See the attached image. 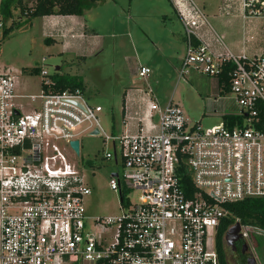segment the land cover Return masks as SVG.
Segmentation results:
<instances>
[{"label":"built area","instance_id":"1","mask_svg":"<svg viewBox=\"0 0 264 264\" xmlns=\"http://www.w3.org/2000/svg\"><path fill=\"white\" fill-rule=\"evenodd\" d=\"M174 2L185 31L178 78L189 68L217 76L231 62L229 91L241 122L202 127L171 99L161 107L147 86L137 110L125 106L123 132L106 134L102 106L79 89L19 93L16 75L0 71V264H220L221 204L264 197V0H239L243 18L262 22L261 49L252 55L197 34L206 22L201 10L193 0ZM4 26L0 15V38ZM149 73L137 67L139 77ZM40 76L48 87L45 67ZM94 129L109 142L103 157L118 167L108 185L119 214L86 211L91 189L70 141ZM239 224L249 256L264 264L256 249L264 229Z\"/></svg>","mask_w":264,"mask_h":264},{"label":"rangeland","instance_id":"2","mask_svg":"<svg viewBox=\"0 0 264 264\" xmlns=\"http://www.w3.org/2000/svg\"><path fill=\"white\" fill-rule=\"evenodd\" d=\"M22 1L31 4L30 0ZM209 3L213 4L210 10L202 4L200 7L205 24L219 31L217 28L222 24L216 23L213 17L218 14L219 1ZM175 13L168 0H98L79 15L85 33L94 31L95 36L82 41L81 49L63 50L60 43L45 41L51 37L44 35L43 18L28 20L14 9L13 17L5 22V26L13 22L14 27L0 38V71L10 69L16 74L19 93L35 92L39 88L40 72L30 73L32 66L45 67L49 74L56 70L55 66L69 74H80L86 101L102 106L100 122L106 134L111 133L113 124L117 132L122 130L124 90L136 87L142 90L146 84L162 104L169 99L180 104L190 122L199 121L205 128L219 125L222 114L237 113L239 108L232 93L219 85L216 76L189 68L178 78L177 68L185 52V31ZM249 20L257 24L258 31L260 18ZM240 24L234 36L240 37L241 31L248 29V25L242 29ZM90 44L93 50H89ZM138 64L151 65L146 83L134 72ZM77 139L79 154H71V158L79 164L91 189L85 197L87 213L91 216L119 214L118 194L108 185L110 174L118 167L112 159L103 157L109 142L102 134L87 132ZM129 196L135 199L137 192L132 190ZM258 241L256 249L264 261V239Z\"/></svg>","mask_w":264,"mask_h":264},{"label":"trees","instance_id":"3","mask_svg":"<svg viewBox=\"0 0 264 264\" xmlns=\"http://www.w3.org/2000/svg\"><path fill=\"white\" fill-rule=\"evenodd\" d=\"M31 4L28 5L22 0H0V15L6 22L8 19L13 17V10L18 9L22 14L26 15L28 20L33 17H41L43 15L51 14H74L81 15L85 8L91 6L98 0H30ZM13 23V22H12ZM4 26L2 30V36H5L14 27V24ZM193 41L196 43L197 40L193 37ZM224 68L220 74H218L217 80L219 85H222L227 91H229V75L228 72L233 66L231 62L223 64ZM54 70L50 74L51 84L46 87L41 84L45 90L52 92H62L65 90L73 91L79 89L84 93V84L80 75L69 74L66 72ZM30 73L40 72L38 66H32L29 69ZM241 117L234 115L233 113H225L222 115V121L226 124L232 125L234 123H240ZM91 164L90 161H87ZM183 181L190 184L191 179L189 176H183ZM190 191H193L190 189ZM226 210L227 214L223 216L216 226L214 243L217 252L218 260L220 264H228L227 261V244L224 240V232L227 228L234 223L236 219L240 223H249L256 225L264 229V197L256 198H244L241 200L223 202L221 204Z\"/></svg>","mask_w":264,"mask_h":264},{"label":"crops","instance_id":"4","mask_svg":"<svg viewBox=\"0 0 264 264\" xmlns=\"http://www.w3.org/2000/svg\"><path fill=\"white\" fill-rule=\"evenodd\" d=\"M174 10V13H177L175 2L174 0H168ZM184 0H179V2ZM196 5H198V8L201 10V4L206 8L207 10H210L213 6L212 3H209L211 0H193ZM219 3L217 5L218 8V14H214L213 17L216 20V23L222 24L217 29L219 31L213 30L212 27H207L206 24H201L198 28H196V32L199 35H202L204 38H209L211 40V34L218 35L222 38L225 46L230 49L234 53H239L241 51H244L245 53L252 55L255 53L260 52L261 49V26L262 22L261 19L258 22V31H257V24H253L252 20H249V18H243L241 15V11L239 8V0H218ZM84 11V10H83ZM202 12V11H201ZM175 16L177 19H179L178 15ZM43 18V29L45 32V37L50 36V39L54 42L60 43L63 50H68L71 47L76 48H82L81 45L83 44L82 41H85L86 38H91L95 36L94 31H92L91 34L85 33V25H83V20L80 19L79 15L74 14H67V15H61V14H51V15H43L41 16ZM248 19V20H247ZM181 22V20L179 19ZM207 22V21H206ZM241 23V27L245 28L246 25H248V29L243 32L241 31L240 37L234 36L233 34H236L237 32V26ZM182 24V22H181ZM183 26V24H182ZM204 28L203 31H201V28ZM184 28V27H183ZM93 30V29H92ZM53 33V34H51ZM72 36H70V34ZM55 35V36H54ZM185 39V38H184ZM225 39V40H224ZM81 40V41H80ZM211 42H213L211 40ZM214 44V42H213ZM215 45V44H214ZM89 50H93V45L91 47V44L89 45ZM139 65H146L151 66L149 64H138ZM60 66H55L56 70H59ZM10 70V69H6ZM5 71V70H2ZM62 71V70H60ZM63 72V71H62ZM134 72L137 75V69L134 70ZM16 75V74H15ZM80 75V74H77ZM150 75V73H149ZM81 76V75H80ZM137 77H139L137 75ZM82 78V77H81ZM148 78V77H147ZM146 79H143L146 83ZM40 81L39 79V88L35 92H25V93H36L40 90ZM83 81V79H82ZM84 84V83H83ZM16 89L19 88V83L16 84ZM146 86L141 90L140 88L136 87L133 89H125L123 92V98H122V116H121V126L123 132L124 130V124L122 123V120L124 118V108L127 107L130 112L133 113L134 110H137L140 102L141 96H144L143 92L146 91L148 88ZM150 87V86H149ZM151 88V87H150ZM86 88L84 85V92ZM152 90V88H151ZM152 95L156 100L158 101V104L163 107L165 104H162L161 99H159L152 90ZM168 101V100H167ZM230 113V112H229ZM234 113V112H233ZM225 114V113H224ZM223 115V114H222ZM130 129H133L132 126H130ZM111 133H121L116 131L115 124L111 127ZM91 134V133H90ZM259 243V241H258Z\"/></svg>","mask_w":264,"mask_h":264},{"label":"water","instance_id":"5","mask_svg":"<svg viewBox=\"0 0 264 264\" xmlns=\"http://www.w3.org/2000/svg\"><path fill=\"white\" fill-rule=\"evenodd\" d=\"M91 134H98V130L94 129ZM70 145L75 150V152L79 153V142L77 139L70 141ZM115 174V173H114ZM240 224L239 221H234L232 225H230L227 230L224 232V240L227 245H229L232 249H235L234 242L241 238L239 233ZM247 249L246 243L243 242L241 245V251H245ZM244 264H255L253 257L248 256L245 260Z\"/></svg>","mask_w":264,"mask_h":264},{"label":"flooded vegetation","instance_id":"6","mask_svg":"<svg viewBox=\"0 0 264 264\" xmlns=\"http://www.w3.org/2000/svg\"><path fill=\"white\" fill-rule=\"evenodd\" d=\"M243 241L241 238L237 239L234 242L235 249H232L229 245H227V261L228 264H244L246 258L249 256V252L246 249L245 251H241V245Z\"/></svg>","mask_w":264,"mask_h":264}]
</instances>
